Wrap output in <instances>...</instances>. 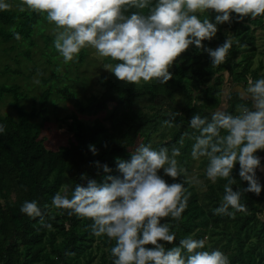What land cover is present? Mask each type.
<instances>
[{
  "label": "trees",
  "instance_id": "16d2710c",
  "mask_svg": "<svg viewBox=\"0 0 264 264\" xmlns=\"http://www.w3.org/2000/svg\"><path fill=\"white\" fill-rule=\"evenodd\" d=\"M22 1L7 0L17 6ZM155 3L156 0H151L149 7ZM124 8L125 15L133 12L147 15L149 11V8L137 9L129 5ZM198 15L215 23L217 14L209 11ZM43 18V14L33 11H15L11 8L0 11V41L24 43L26 48L21 55L32 61L31 47L35 43L31 38L36 29L42 31L40 25L46 19ZM232 20L234 23L230 28L236 32L235 38L231 39L232 47L226 62L212 65L207 52L192 45L170 67L173 79L167 84L156 80L130 84L118 80L110 72L99 77L101 91L82 94L79 99L77 92H71L70 88L77 84L83 89L89 86L91 80L84 71L70 79L68 74L58 71L57 65V70L52 71L48 78H44V71L40 70V82L57 87L56 93L64 100L74 99L76 108V111L66 113L61 118L52 110L56 120L64 124L71 134L66 143L57 149L47 148L42 137L43 128L49 121V106L55 108L57 103L52 98V88L45 89L39 95L38 102H33L28 110L21 103L26 95L20 84L0 85V100L4 95H9V104L15 113L0 114V124L5 126V132L0 133V264H113L115 258L111 255V248L115 240H110L106 235H93L91 219L69 215L70 210L56 209L52 206V199L64 186H67L68 195L71 196L77 184L87 186L88 180L102 184L107 175L120 176L117 159L130 160L131 152L139 143L151 145L157 151L166 147L169 154L173 146L179 148L181 154L176 157L178 165L187 169L188 174L195 137L200 134L190 126L192 117L199 114L210 121L212 113L219 109L225 96L229 106L226 112L238 115L237 105L252 106L250 100H243L239 95L242 88H247L249 76L253 81L264 77V73H260L264 60L257 58L262 52L258 54L255 37V29L264 28V15L239 20L233 13ZM225 24L217 25L218 32L211 41L202 42L204 48L214 50L224 44L227 35L226 31L223 32ZM16 33L21 39L15 38ZM45 42L46 45L51 42L49 52L43 53L50 62L52 55L58 51L53 38L45 37ZM14 48L11 46L10 51ZM85 56V49H82L74 64L82 65ZM239 57H245V60L239 63ZM103 60L113 66L118 63L111 58ZM256 61L258 65L253 67ZM9 72L20 73L8 67L1 71L4 75ZM229 79L241 89L232 87L233 84L224 86ZM64 80L71 81V86L63 84L62 89L58 88V84ZM141 100L147 101V104L137 107V102ZM99 113L104 116L92 122L80 117ZM174 113H179L174 126H166L164 121L171 119ZM156 137L160 141H153ZM90 145L95 146L97 154L90 151ZM256 155H264V150ZM97 162L100 167H97ZM208 163L207 158L203 157L201 164L206 169ZM103 165H107L111 171L105 173ZM202 165L199 167L202 168ZM239 170L237 163L232 172L237 181L233 185L234 191L248 187L247 182L241 180ZM159 174L163 176V172ZM200 176L204 178L202 191L194 183L184 185L191 195L181 218L175 220L167 217L162 221L171 226L176 236L173 244H165L166 249L178 246L179 241L187 237L205 239L204 250L222 251L228 256L230 264H264V183L259 180L262 186L259 196L244 193L241 203L247 206V211L236 212L234 217H230L214 212L223 202L227 181L218 179L212 183L206 171ZM164 178L168 183L185 180L183 176L179 181ZM33 200L38 202L45 222L52 225L51 229L43 227L40 218L21 213L23 202Z\"/></svg>",
  "mask_w": 264,
  "mask_h": 264
},
{
  "label": "clouds",
  "instance_id": "9594fccd",
  "mask_svg": "<svg viewBox=\"0 0 264 264\" xmlns=\"http://www.w3.org/2000/svg\"><path fill=\"white\" fill-rule=\"evenodd\" d=\"M150 3L151 0H23L20 10L26 7L46 14L47 21L55 24L58 31L53 43L64 63L73 62L83 48L91 46L101 57L118 61L114 66L106 64L104 69L130 84L153 80L167 84L173 79L170 67L192 45L207 52L212 65L226 62L231 40L226 39L214 50L204 48L202 42L216 36L217 25L231 24L233 13L239 20L264 15V0H156L149 7ZM125 5L149 11L147 15H125ZM9 8L7 0H0V11ZM209 11L217 14L215 23L198 15ZM15 38L21 39L19 33ZM239 95L250 100L252 106L237 105L238 115L217 110L210 121L199 114L190 121V126L200 133L192 148L193 159L207 158L206 176L212 183L218 179L227 181L223 202L214 212L230 217L247 211L241 203L244 193L259 196L262 191L256 171L264 159L256 153L264 150V77L249 80ZM178 115L171 114L164 124L173 127ZM4 132L5 126L0 124V133ZM89 148L97 154L95 146ZM180 154L175 146L169 154L166 147L157 151L139 143L130 160L117 159L120 176L107 175L102 184L95 180H88L87 186L77 184L71 196L64 186L54 195L52 206L70 210L69 215L91 219L93 235L114 239L113 264H230L222 251L204 250L205 239L187 237L178 246L165 247L173 244L176 236L171 226L162 221L167 217L179 220L186 210L191 194L185 183L202 184L188 177L187 169L178 165L176 157ZM237 163L239 176L248 187L234 191L237 181L232 172ZM161 170L163 176L159 174ZM103 171L111 170L103 165ZM182 176L183 182L168 183L164 178L179 181ZM20 211L40 218L43 227L52 228L45 222L37 201H24Z\"/></svg>",
  "mask_w": 264,
  "mask_h": 264
},
{
  "label": "rangeland",
  "instance_id": "374dc122",
  "mask_svg": "<svg viewBox=\"0 0 264 264\" xmlns=\"http://www.w3.org/2000/svg\"><path fill=\"white\" fill-rule=\"evenodd\" d=\"M23 6V1L20 2V4L11 5V9L18 11ZM26 11H30L25 7ZM43 17L46 18V14H43ZM43 18V19H44ZM234 21L232 20L231 24L226 23L223 27V32H227L226 38L231 40L232 38H235V32L236 30H233L230 28L233 25ZM231 25V26H230ZM40 28L42 31L36 29L34 31V34L32 36V41L35 43L33 47H31V58L32 61H29L28 59L24 58L21 53L25 50L24 43L12 41L9 43H3L0 41V85H11L12 83H18L21 85V90L26 95L25 99L21 100L22 105L26 109H30L32 107L33 102H38L39 95L47 88H52V91L54 92V95L52 98L57 102L56 107L52 108L51 105L48 109V116L49 121L45 124L43 131H42V137L45 140V145L49 149H57L59 146L66 143L67 137L71 136L67 132L66 126L56 120L55 115L53 114L54 110L56 112L57 117L61 118L66 113H70L73 111H76V108L74 106V99L70 100H64L61 95L56 93V88L51 85V83H47L43 85L40 80L42 79V76H40L39 72L40 70L44 71L43 77L48 78L50 73L52 71H56L57 67H59L58 71L60 73H66L68 74V77L70 79H74L76 76L79 75V73H82L83 71L86 73L87 76L90 77L89 86H85L84 89L79 84L73 85L70 88V91H76L77 92V98L81 99L82 94L89 95L90 93L96 91H101V87L98 85V80L100 75L110 73V71H106L104 69V66L106 63L104 62V57H101L98 52L92 48L91 46L85 47L86 56H85V62L82 65H75L74 61L69 63H64L62 56L58 52H56L55 55H52L53 59L52 61H47L45 57L43 56L44 52H49V46L51 42L46 45L45 37L47 38H53L55 39V36L57 34V28L54 23H50L47 21V19L43 20V23H41ZM233 36V37H232ZM255 37H256V46L258 54L262 52V55H258L257 58L264 60V28H257L255 29ZM226 41V40H225ZM11 46H14L15 48L10 51ZM8 49V51H6ZM245 57H239L238 60L239 63H242ZM242 60V61H241ZM258 61L254 62L253 67H257ZM4 67H8L11 71H18L20 73L14 74L9 72L8 74H3L1 71L4 69ZM260 73H264V62L263 67L260 69ZM226 74V73H225ZM251 79V76H249ZM71 81H61L58 84V88L62 89L63 84H68L69 87L71 86ZM236 87V89H241L238 87V85L231 82V80H226V83L224 86H231ZM248 86V83L247 85ZM82 90V92L80 91ZM244 90L243 88L241 91ZM226 95V94H225ZM224 95V96H225ZM227 96L223 97V101L219 107L218 110L226 111L228 110L229 106L227 104ZM10 101L11 97L9 95H4L0 100V114H12L15 115L14 111L10 107ZM145 104H147V101L141 100L137 102V107H143ZM80 115V114H79ZM104 116L103 113H99L97 115H80L84 120L87 122H92L95 118H102ZM39 121V119H37ZM107 123V122H106ZM153 141L157 142L160 141L158 137H156ZM200 159H193L191 161V169L188 173V177L195 178L196 180H199L202 182L201 185H197L194 183L195 187L200 189L202 191L203 181L204 178L200 176V173L206 171V167L201 164ZM203 166L200 168L199 166ZM264 160H261V168L257 169L256 176L258 180L261 179V182L264 183ZM163 172V170H161ZM1 200V199H0ZM264 214V213H263Z\"/></svg>",
  "mask_w": 264,
  "mask_h": 264
},
{
  "label": "water",
  "instance_id": "95a60500",
  "mask_svg": "<svg viewBox=\"0 0 264 264\" xmlns=\"http://www.w3.org/2000/svg\"><path fill=\"white\" fill-rule=\"evenodd\" d=\"M260 159H264V155H262V156L260 157Z\"/></svg>",
  "mask_w": 264,
  "mask_h": 264
}]
</instances>
